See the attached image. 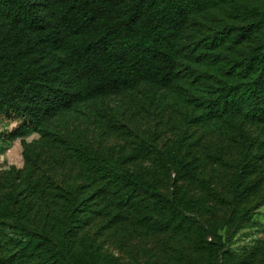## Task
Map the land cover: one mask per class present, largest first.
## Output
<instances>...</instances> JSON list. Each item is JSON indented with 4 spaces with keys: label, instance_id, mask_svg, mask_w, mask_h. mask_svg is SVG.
Wrapping results in <instances>:
<instances>
[{
    "label": "trees",
    "instance_id": "1",
    "mask_svg": "<svg viewBox=\"0 0 264 264\" xmlns=\"http://www.w3.org/2000/svg\"><path fill=\"white\" fill-rule=\"evenodd\" d=\"M224 1L0 0V115L22 119L9 136L25 143L23 137L32 130L40 131L58 113L83 103L137 90L153 96L174 88L184 71L199 77L198 66L187 62L186 31L202 11ZM236 12L241 22L234 27V41L258 39L236 59L239 74L211 89L205 108L210 115L236 120L235 126L237 120L264 126V33H258L264 8L244 3ZM236 131L242 141L264 150V140L249 137L239 125ZM180 144L174 142L164 154L170 163L161 164L196 177L200 157L183 159ZM77 150L94 155L86 147ZM98 158L103 169L99 189L92 192L96 204H85L86 198L72 195L66 216L55 225L37 230L21 223L18 231L11 229L23 238L0 231V244L14 242L12 262L120 264L88 231L79 238L77 232L98 219L101 229L130 235L141 226L175 228V216L186 217L201 201L198 195H183L179 185L170 193L160 189L156 165L130 169ZM235 169L228 187L242 201L253 188L243 181L257 165L251 156L243 155ZM199 184L202 190L208 187L203 179ZM163 214L164 222L159 218ZM247 217V210L239 215ZM196 228L194 241H203L210 231ZM31 235L37 240L33 245L24 239ZM202 248L206 256L201 264H255L250 255L232 259L218 241L204 240ZM256 264H264V257Z\"/></svg>",
    "mask_w": 264,
    "mask_h": 264
},
{
    "label": "rangeland",
    "instance_id": "2",
    "mask_svg": "<svg viewBox=\"0 0 264 264\" xmlns=\"http://www.w3.org/2000/svg\"><path fill=\"white\" fill-rule=\"evenodd\" d=\"M244 3L264 8V0H225L202 11L188 26L187 62L198 66L199 77L184 71L174 88L153 96L137 90L83 103L58 113L40 131L32 130L23 137L25 143L8 134L22 119L0 115V231L23 238L11 229L18 231L21 223L37 230L55 225L66 216L72 195L86 198L85 204H96L91 197L102 180L98 160L102 156L130 169L156 165L160 189L170 193L179 185L183 195H198L201 201L186 217L175 216V228L141 226L130 235L101 229L98 219L84 225L77 238L88 231L120 264H201L206 256L204 240L221 243L232 259L250 255L255 264L262 261L264 150L242 141L236 129L239 125L249 137L264 140V126L239 120L235 126L236 120L210 115L205 108L211 89L239 74L236 59L258 39L234 41V27L241 22L236 11ZM258 33H264V24ZM177 141L183 159L200 157L196 177L162 166L170 163L164 154ZM243 155L251 156L257 169L243 181L252 183L251 193L237 201L228 183ZM201 179L208 184L204 190L199 186ZM246 210L248 217L240 219ZM159 218L166 220L164 214ZM196 225L210 231L203 241H194ZM24 239L32 245L37 241L33 235ZM14 249L13 241L0 244V264H16L12 262Z\"/></svg>",
    "mask_w": 264,
    "mask_h": 264
}]
</instances>
